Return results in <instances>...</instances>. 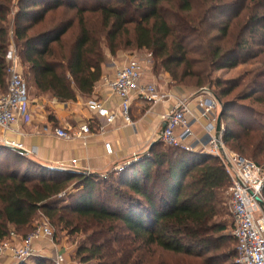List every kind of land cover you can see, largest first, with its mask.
<instances>
[{"label": "trees", "instance_id": "trees-1", "mask_svg": "<svg viewBox=\"0 0 264 264\" xmlns=\"http://www.w3.org/2000/svg\"><path fill=\"white\" fill-rule=\"evenodd\" d=\"M218 1L0 0V90H6L13 46L26 83L29 79L37 93H50L60 102L75 100V90L90 95L109 58L132 50L147 51L154 72L159 67L172 81L191 76L193 88L200 89L213 82L210 70L233 68L240 56H250L249 43L242 39L226 50L211 48L207 29L215 27L209 19L226 5ZM261 21L254 15L242 28ZM228 28L225 22L215 29L225 37ZM195 64L202 69L192 71ZM180 66L179 78L175 69ZM250 83L264 88L255 77ZM234 86L222 89L220 96ZM255 89L242 98H250ZM227 104L221 102L219 109L222 124ZM239 109L234 118L238 129L225 124L223 142L245 158H264V131L247 108ZM161 146L158 140L148 156L121 171L88 175L49 169L0 144V160L8 162L0 165V241L11 230L31 233L41 214L60 230L84 236L74 253L79 264H237L231 260L236 254L218 253L227 238L221 233L226 226L216 221L223 204L219 192L229 186L223 165L208 154ZM11 162L19 166L11 168ZM72 180L77 190L67 194ZM62 194L70 203L59 202ZM164 253L177 258L168 260ZM21 264L52 262L34 256Z\"/></svg>", "mask_w": 264, "mask_h": 264}, {"label": "built area", "instance_id": "built-area-1", "mask_svg": "<svg viewBox=\"0 0 264 264\" xmlns=\"http://www.w3.org/2000/svg\"><path fill=\"white\" fill-rule=\"evenodd\" d=\"M6 73V90L0 91V128L4 130L18 122L27 98L26 80L13 47L7 56ZM143 74L142 60L131 57L117 68L113 77L102 78L103 84L119 98L120 103L117 109L109 110L99 99L89 98L86 101L85 105L92 113L91 120L101 119L98 125L100 132H103L105 125H112L118 118L124 125H133L130 107L134 98L153 104L169 99L170 94L163 92L155 83L142 82ZM194 99V109L190 107L187 97L175 99L171 108L163 115L166 125L159 140L167 147L182 148L190 152L197 149L220 161L229 179L228 192L233 222L231 235L236 242V263L264 264V213L257 201V198L263 200L264 164H257L226 149L222 140L225 131L222 123L220 135L216 136L219 102L214 95L202 88L195 93ZM197 129L202 132V136L196 135ZM54 134L63 139L85 141L92 134V129L89 122H86L75 130L54 128ZM0 142L21 148V145L3 137ZM104 146L110 153V144L105 143ZM70 166L77 170V160L72 159ZM126 167L128 164L117 166L115 170L121 171ZM36 239H47L53 244L56 251L50 257L52 264H79L68 260L66 254L56 248L54 232L47 223L38 225L25 236L11 230L8 237L0 241V264L5 259L10 264H17L31 257L41 256L34 247Z\"/></svg>", "mask_w": 264, "mask_h": 264}, {"label": "crops", "instance_id": "crops-1", "mask_svg": "<svg viewBox=\"0 0 264 264\" xmlns=\"http://www.w3.org/2000/svg\"><path fill=\"white\" fill-rule=\"evenodd\" d=\"M149 57L150 54L146 53L141 59L144 68L142 82L155 83L163 92L170 94V97L154 104L134 98L130 107L133 125H124L118 118L112 125H105L103 132H100L98 125L101 119L91 120L92 113L85 105L89 98H96L109 110L117 109L120 100L103 84L102 78L113 77L117 68L126 62V56L121 54L109 58L90 95H82L75 90V100L60 102L50 93H38L34 96L27 93L18 122L11 125L10 129L0 128V139L3 137L21 145L20 149L30 159L44 167L70 168L71 160L76 159L77 171H89L97 175L111 172L117 166L144 155L160 133L164 123L163 115L171 108L175 99L187 97L190 107L194 109V95L198 91L196 88L174 85L167 73H155L149 67ZM86 122H89L92 134L85 141L63 139L54 134V128L75 130ZM195 133L202 136L198 129ZM105 143L110 144V153L106 151ZM34 247L38 254L49 259L56 251L47 239H36ZM56 248L63 251L72 262L68 254L70 249L62 245H56ZM2 264H10V261L5 259Z\"/></svg>", "mask_w": 264, "mask_h": 264}, {"label": "rangeland", "instance_id": "rangeland-1", "mask_svg": "<svg viewBox=\"0 0 264 264\" xmlns=\"http://www.w3.org/2000/svg\"><path fill=\"white\" fill-rule=\"evenodd\" d=\"M114 1V0H112ZM77 4H91L95 2V0H75ZM16 3V1H15ZM218 3H226L222 9H219L218 11H213L211 14V17L209 19L210 25H214V27H218L220 24L228 22L229 28L227 30V34L225 37L221 35L220 31L213 28L211 26L207 29V39H210V45L211 48L216 47L217 45L220 46L223 50L230 48L234 45L236 41L246 40L248 41V49L250 56H240L239 63L233 67V68H222V69H214L211 71V78L213 82H208L202 85L200 89H207L212 95H214L218 102H219V109L221 108V102H228L227 106L229 108L226 119L224 118V123L228 125V127L232 130H237L238 125L234 121V118H238L240 109L239 106H243L247 108L248 110L245 111L249 115V118L252 120H256L259 123H255V126L260 129L261 131H264V88H261L259 86H251L252 84L250 81L254 79V77L257 79V81L262 82L264 81V30L261 29L260 26L264 25V0H219ZM73 12L69 11V15H72ZM254 15H257V19L262 20L259 24H256L255 26H252V28H249V26H246L242 28L244 24L248 21V19ZM12 16H10L11 18ZM12 19V18H11ZM212 29V30H211ZM10 45H13L12 39H10ZM14 47V46H13ZM148 53L145 50H132V51H122L118 52L117 55L124 54V57L126 58H138L142 59L144 58L145 54ZM243 52H241L242 54ZM256 55V56H251ZM190 58L197 59L199 58L197 55H189ZM148 62L150 64V69L153 70L154 61L153 58H148ZM200 59V58H199ZM202 69L199 64H195L192 66V71H197ZM157 74L163 73L164 71L161 70L159 67H157ZM177 72V77L180 78L181 74V66L177 69H175ZM209 71V72H210ZM165 73V72H164ZM28 79V78H27ZM195 78L191 76H187L186 78H183L181 81L176 79L173 81L174 85H178L184 88H193L195 86ZM220 81L221 84L219 86L216 85V82ZM249 83V84H248ZM250 85L249 87L245 88V85ZM234 88L231 90V92L226 96H220V91L222 89H226L229 87ZM27 86V93H29L30 96H34L35 94H38L32 87V82L27 80L26 83ZM256 88V89H255ZM198 89V90H200ZM255 89L256 92H253L252 96L250 98H242L244 97L245 92H250L251 90ZM1 91V90H0ZM223 124V125H225ZM251 124L254 125L253 122ZM258 124V125H257ZM205 142V139H203ZM224 145L226 149H228L230 152L236 153L233 149L230 143L224 142ZM168 148L165 144L162 143L161 149ZM247 158V157H246ZM250 159V158H247ZM253 162L260 164H264V158H258L257 160L250 159ZM1 166H8V162H6L4 159L0 160ZM19 164H13L11 162V168L12 167H18ZM10 168V167H9ZM75 180L71 181V186L68 189L67 194L75 193L77 188L73 187V184ZM219 199L222 201L221 205V213L219 217L216 219V221L223 223L226 226V229L221 232L222 234L226 235L227 238L224 241L222 247L218 253L225 251L226 253H236V245L234 241L231 239V230L233 226L232 222V215L230 210V195L228 192V188L226 190L220 191L218 195ZM264 199V195L262 196ZM71 200H68L65 194H62L59 196V202L61 204H67L70 203ZM41 215L38 214L34 221V227L47 223L51 229L54 232V243L56 245H62L69 250V255L74 263H77V259L75 258V249L77 245L84 239V236L81 234H68L67 231L60 230L59 227H55L51 224L49 220H47ZM21 233V232H20ZM22 234V233H21ZM19 234V235H21ZM22 236V235H21ZM164 257L168 260H172L174 258H177V256H174L170 253H164ZM49 259V258H48ZM236 258H232L231 260L234 261Z\"/></svg>", "mask_w": 264, "mask_h": 264}, {"label": "water", "instance_id": "water-1", "mask_svg": "<svg viewBox=\"0 0 264 264\" xmlns=\"http://www.w3.org/2000/svg\"><path fill=\"white\" fill-rule=\"evenodd\" d=\"M165 125H166V123L164 122L163 123V125H162V128H161V131L165 128ZM220 129H221V111L219 112V114H218V118H217V124H216V136L217 137H219V135H220ZM161 131H160V133H161ZM160 133L158 134V136H157V138L150 144V146H149V148H148V150H147V152L144 154V155H142V156H139V157H135V158H133L132 160H129V161H127V162H125V163H123L122 165H119V166H127V164H128V166L129 165H131L132 163H134L136 160H138V159H140V158H142V157H146V156H148L149 154H148V152H149V150L151 149V147L160 139L159 138V135H160ZM0 144L1 145H3V146H6L7 148H9L10 150H12V151H14V152H16V153H18V154H21V155H27V153L24 151V150H22V149H20V148H17V147H13V146H7V145H4L3 143H1L0 142ZM192 152H200V153H202L200 150H197V149H193L192 150ZM47 168H49V169H52V170H57V171H70V172H77V170H74V169H71V168H66V167H47ZM84 173H86V174H88V175H97V174H95V173H91V172H85L84 171ZM257 201L260 203V205H261V207H262V209H263V213H264V201L262 200V199H260V198H257ZM21 263H23V261L22 262H19V263H17V264H21Z\"/></svg>", "mask_w": 264, "mask_h": 264}]
</instances>
